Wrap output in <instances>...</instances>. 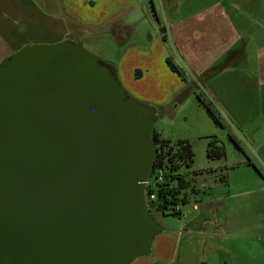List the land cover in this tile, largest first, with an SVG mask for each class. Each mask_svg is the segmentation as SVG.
I'll list each match as a JSON object with an SVG mask.
<instances>
[{
	"label": "water",
	"instance_id": "obj_1",
	"mask_svg": "<svg viewBox=\"0 0 264 264\" xmlns=\"http://www.w3.org/2000/svg\"><path fill=\"white\" fill-rule=\"evenodd\" d=\"M150 13L157 21L154 6ZM156 109L79 42L0 62V264H131L164 231L145 188Z\"/></svg>",
	"mask_w": 264,
	"mask_h": 264
},
{
	"label": "crops",
	"instance_id": "obj_2",
	"mask_svg": "<svg viewBox=\"0 0 264 264\" xmlns=\"http://www.w3.org/2000/svg\"><path fill=\"white\" fill-rule=\"evenodd\" d=\"M166 1L170 0H162L163 4ZM178 1L171 0V7L163 9V20L159 19L154 7L157 21L151 17L166 41L160 42L155 33L156 38L147 32L145 43L126 47L114 65L118 80L131 96L154 105L159 120L164 113L160 112L162 108L169 107L170 102L188 85L169 69L166 63L169 58L185 71L188 81L190 79L189 82L195 84L193 92H188L174 110L184 109L188 100L194 99L197 85V92L212 100L220 117L229 123V130L236 135L234 138L238 144L244 140L245 148L254 161L245 155V159L236 163L215 166L214 162L218 160L209 161L206 157L209 166L196 174L201 176L204 189H196L195 186L185 192L187 203L180 207L178 226L171 229L163 225L164 231L154 239L151 254L137 258L131 264H251L242 250L239 258L231 255L229 249L233 242L244 244L249 238L240 236L233 239L228 236L240 226L235 221L232 204L237 196L262 193V184L255 189L235 193L228 188L232 181L227 172L230 168L253 169L246 165L247 160L254 166L255 163L262 165L264 9L262 16V2H252L253 12L246 15L237 10L232 2L213 0L202 9L182 15L178 12V4L182 3ZM150 4L154 6L152 0H148L146 5L149 15ZM256 10L260 12L256 14ZM136 11L142 15L141 22L148 24L143 3L139 0H0V62L28 45H50L65 39L78 42L82 36L103 30L112 33L108 36L109 43L117 47L121 42L117 39L118 33L135 30L133 18ZM247 20L257 22L261 31L253 44L261 58L253 62L252 68L241 65L246 58L245 48L255 39L248 33ZM100 45L104 46L106 54L110 52L109 46ZM222 58H227V62L220 66ZM192 103L190 107L203 115L205 110L199 102L194 100V106ZM153 131L159 139L170 142L188 141L189 138V135L167 136L159 130ZM216 134L213 130L205 136L216 138ZM207 143L204 145L205 154ZM257 169L261 176L253 169L254 177L262 179V170ZM219 252L222 254L218 256Z\"/></svg>",
	"mask_w": 264,
	"mask_h": 264
},
{
	"label": "rangeland",
	"instance_id": "obj_3",
	"mask_svg": "<svg viewBox=\"0 0 264 264\" xmlns=\"http://www.w3.org/2000/svg\"><path fill=\"white\" fill-rule=\"evenodd\" d=\"M139 1H142L143 3L144 10L146 11L145 16L147 17L148 24L147 22L146 23L141 22L142 15L139 11H136V13H134L135 18H133L136 25L135 30L130 32L127 31V32L118 33L117 39H121V42H119L117 47L109 43L108 36L109 34L111 35L112 33H107V30L106 31L103 30L100 32L96 31V34L93 35L88 34L87 36H82L78 40V42L88 52L98 57L101 62L105 64H113V65L117 63V60L121 55V52L126 47H131L132 45H134V43L138 45L145 43L146 42L145 40L148 39V36L146 35L147 32L149 34L155 33L156 37L159 38V41L163 42L161 33L159 31L156 22L151 17L152 15H149V11L146 6L148 0H139ZM210 1L213 0H179L178 2L182 3V5L178 4V6H180L178 7L179 8L178 12H180V14L182 15L191 14L196 10L205 7L206 3ZM218 1H224L225 3L232 2L233 4L236 5L237 10L241 11L242 13H245L246 15L252 14L251 12H253L251 11L252 7H254L252 6V2H257V3L262 2L261 5H262V16H263L264 0H218ZM152 2L154 4L159 19L163 20V17L165 15L163 9L166 8L168 9L171 7V3H170L171 0L166 1L167 2L166 4H163L162 0H152ZM137 8L139 10V7ZM254 12H256L257 14V12L260 11L256 10ZM256 23L257 22H255L254 20H247V24H249L248 33L255 36V39L252 41V44L249 43L245 48L246 58L243 60L245 62H241V65H244L247 68H252L253 62L258 60V57H260L259 51L255 48L256 46H253L254 41L258 39V35L261 33ZM128 34H130V36H127ZM153 37L156 38L154 34ZM101 43L109 46L110 52L106 54L104 52L105 51V49L103 48L104 46L100 45ZM237 48H240V46H237ZM226 62H227V58H222V60L219 61V65L220 66L225 65ZM262 73L264 74V53H262ZM189 81L187 77L186 83L188 85L183 92H186L187 90L188 92L190 91L193 92L194 84ZM121 85L124 88V85L123 84ZM124 89L126 90V88ZM126 92L128 93L127 90ZM183 92H180L177 95V97L170 102L171 105L169 107L162 108L160 112H164V113L161 114L159 120L155 123L154 129L161 131L167 136H178L180 134L185 136L189 135L188 141L190 142V145L192 146V150L194 152V164L191 167V169H186L185 167L181 168L179 173L181 175H184L190 181L191 188L194 189V187L196 186V189H204L202 187V184L204 182L202 178H200L201 176H197L196 174L199 175L202 169H205V167L209 166L204 151V145L208 142L209 139L205 135L210 133V131L215 130V133H217L216 139L219 140V142L224 146L225 149V158L222 160L215 161L214 162L215 166L216 164L222 165V163H226V164L236 163V161L238 160L245 159V155H249L250 158L252 157L253 161H254L253 159L254 157L250 154L249 150L245 148L246 145L244 144V140L239 141L240 147L242 148L243 151H245L244 155L242 152L238 151V149L234 146L232 142H230L228 136L231 135L235 137L236 135L231 133V131L229 130L231 129V127L229 123L226 121V119L220 117L224 125V128H220L213 124L211 119L208 118L207 113L202 111L204 114L201 115L200 113H197L193 107H190V102H193L192 104L194 106L195 104L194 100L197 101L196 95L194 93H193L194 99L192 98L189 99L188 103H186L187 105H185V108L180 109L179 111L176 112V110H174L176 105L182 103V101L185 99V97H183L182 99L178 100L179 96L181 97L182 94H184ZM128 95L144 105L154 106L152 104H149V102L139 100L133 95L131 96L129 93ZM198 124L200 125V127L198 126ZM196 131L198 133H201L200 136L197 135ZM227 132H229L230 134L229 133L227 134ZM263 152L264 151L262 150V165H258V163L256 164L254 162L255 165L262 170V179L255 178L254 177L255 175L253 173L255 171L253 169H246L247 167L245 168L241 167L239 169L230 168L229 171L227 172L228 176L231 175L230 181H232L231 186L230 187L228 186V188L230 191H235V193H238L240 191H246L247 189H255L262 184V193L237 196L236 198L233 199L234 204H232L234 210L233 215H235V221L240 226L236 227L233 230V232L228 234V236L233 239L240 236L242 237L248 236L249 238L248 241L245 242L244 244H240L238 242L237 244L236 242H233L229 246V249L231 251V255L238 256L239 258L242 252H244L243 255L250 258L251 264H264V153ZM194 178L195 180H193ZM224 178L226 179V176H224ZM258 182L261 183L259 184ZM225 189H227V187ZM152 216L162 226L166 225L168 228L171 229L178 226L179 224L178 218L171 215H160L152 212ZM220 254H222V252H219L218 256Z\"/></svg>",
	"mask_w": 264,
	"mask_h": 264
},
{
	"label": "trees",
	"instance_id": "obj_4",
	"mask_svg": "<svg viewBox=\"0 0 264 264\" xmlns=\"http://www.w3.org/2000/svg\"><path fill=\"white\" fill-rule=\"evenodd\" d=\"M163 34V29L161 28ZM162 40L165 42V36L162 35ZM166 63L169 69L178 75L183 81L187 82V77L185 71L176 65L168 58ZM137 77V74H136ZM195 86V84H194ZM197 90L198 86L196 85ZM194 91L197 101L200 106L208 114L209 118L212 120L214 125L220 128H224V125L220 119L219 111L216 106L203 93ZM182 96L178 100L182 99L188 93L183 92ZM152 139L157 151V156L154 161L153 178L158 172L161 173V181L156 183L154 189L147 190V198L150 194H153L155 199L153 201H148L149 211L158 213L161 215H171L174 217L180 216L179 213L174 212V207L183 206L187 203V192L189 189L193 190L190 185V181L179 173L181 168L191 169L194 164V153L192 147L188 141H176L170 142L161 140L153 131ZM230 142L238 149L239 152L243 153L242 148L231 135L228 136ZM206 157L209 161L222 160L225 158L224 146L212 137L208 139ZM246 165L252 167L260 176L261 172L256 166L251 164L248 160Z\"/></svg>",
	"mask_w": 264,
	"mask_h": 264
},
{
	"label": "built area",
	"instance_id": "obj_5",
	"mask_svg": "<svg viewBox=\"0 0 264 264\" xmlns=\"http://www.w3.org/2000/svg\"><path fill=\"white\" fill-rule=\"evenodd\" d=\"M161 181V173L158 172L157 174H155V178H153V173L150 177V179L147 181L146 183V188H145V194H146V202L148 205V201H153L155 199L153 194H150L147 198V190H151L154 189L156 186V183H159ZM194 209H196V207H194ZM174 212L179 213L180 214V207L176 206L174 207Z\"/></svg>",
	"mask_w": 264,
	"mask_h": 264
}]
</instances>
